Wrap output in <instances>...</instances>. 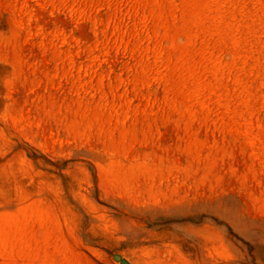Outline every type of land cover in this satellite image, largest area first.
<instances>
[{
	"label": "rangeland",
	"instance_id": "rangeland-1",
	"mask_svg": "<svg viewBox=\"0 0 264 264\" xmlns=\"http://www.w3.org/2000/svg\"><path fill=\"white\" fill-rule=\"evenodd\" d=\"M264 264V0H0V264Z\"/></svg>",
	"mask_w": 264,
	"mask_h": 264
},
{
	"label": "water",
	"instance_id": "water-1",
	"mask_svg": "<svg viewBox=\"0 0 264 264\" xmlns=\"http://www.w3.org/2000/svg\"><path fill=\"white\" fill-rule=\"evenodd\" d=\"M115 259L120 260V262H121L122 264H129L126 260L121 259L119 255H116V256H115Z\"/></svg>",
	"mask_w": 264,
	"mask_h": 264
}]
</instances>
